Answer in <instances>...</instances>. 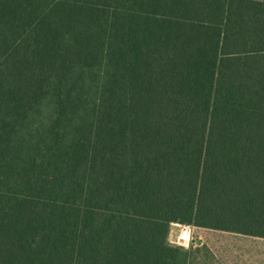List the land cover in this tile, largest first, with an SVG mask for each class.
<instances>
[{
	"label": "trees",
	"instance_id": "obj_1",
	"mask_svg": "<svg viewBox=\"0 0 264 264\" xmlns=\"http://www.w3.org/2000/svg\"><path fill=\"white\" fill-rule=\"evenodd\" d=\"M172 224L264 239V0H0V264H190Z\"/></svg>",
	"mask_w": 264,
	"mask_h": 264
},
{
	"label": "rangeland",
	"instance_id": "obj_2",
	"mask_svg": "<svg viewBox=\"0 0 264 264\" xmlns=\"http://www.w3.org/2000/svg\"><path fill=\"white\" fill-rule=\"evenodd\" d=\"M188 233V239L183 234ZM168 242L173 246L195 248L198 244L208 245L223 264H264V239L235 233L197 228L182 224H172ZM209 251V250H208ZM211 252L195 253L198 264H208Z\"/></svg>",
	"mask_w": 264,
	"mask_h": 264
},
{
	"label": "crops",
	"instance_id": "obj_3",
	"mask_svg": "<svg viewBox=\"0 0 264 264\" xmlns=\"http://www.w3.org/2000/svg\"><path fill=\"white\" fill-rule=\"evenodd\" d=\"M188 249L192 251V259L190 264H198V262H196V257H198V255L195 256V253L200 251L211 252L210 255H208L207 257V259L209 258L208 264H223L218 259L217 254L214 252V250H212L208 245L198 244L197 246H195V248H188Z\"/></svg>",
	"mask_w": 264,
	"mask_h": 264
},
{
	"label": "bare ground",
	"instance_id": "obj_4",
	"mask_svg": "<svg viewBox=\"0 0 264 264\" xmlns=\"http://www.w3.org/2000/svg\"><path fill=\"white\" fill-rule=\"evenodd\" d=\"M188 237H189V236H188V233H185V234H183V236H182L181 238H182V240H183V239H188Z\"/></svg>",
	"mask_w": 264,
	"mask_h": 264
}]
</instances>
